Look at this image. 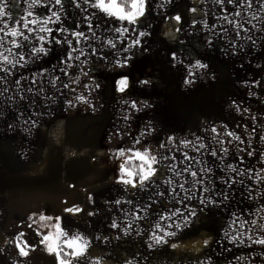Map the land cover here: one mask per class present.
<instances>
[{"label": "rangeland", "instance_id": "obj_1", "mask_svg": "<svg viewBox=\"0 0 264 264\" xmlns=\"http://www.w3.org/2000/svg\"><path fill=\"white\" fill-rule=\"evenodd\" d=\"M14 1L7 0V2ZM187 1L188 14L189 11L191 14L194 6L196 11L192 13L199 15L200 0ZM43 2H52V0H43ZM63 3L68 7H75L71 0H63ZM76 3L82 8L85 6L84 0H76ZM161 3L163 7L156 12L159 9L157 5ZM148 4L145 16L151 14L152 17L156 12L154 17H158V21L155 25L146 24L147 26L144 27V32L149 35L144 37V48L137 49L139 50L136 53L137 60L129 64L127 74L123 75L127 77L125 79L132 80L125 93L118 90V77L108 74V68L82 65L81 68L73 69L75 76L71 95L76 105L74 113L77 117L86 120L79 128L77 123L72 124L79 132V138L74 139L73 142L77 146L88 144L96 148L97 152L92 156L78 158H75L77 155H70L71 158L62 161L60 184L65 209L77 206L81 209L87 208L88 195L91 194L89 192H95L116 181L119 178L118 165L136 159L135 151L150 150L154 154L158 153L159 161H162L164 156L169 159L176 157L177 164L170 168H160V163L154 167L157 169V175L160 172L171 174L172 185L168 187L169 193L171 188L176 186L178 179L171 170L173 167L175 171L189 166L191 170L203 172L204 186L210 191H197L200 185L188 184L186 187L192 186L193 199L187 201L185 205L175 204V209L185 212V215H187L185 207L194 208L198 218H194L192 227L174 230L178 233L186 231L185 234H177L174 238L165 237L168 240L167 244L152 248L149 247L152 237L149 232H153V229L140 227L137 231L142 234L129 237L128 259L138 260L140 263L143 260V264H264V246L252 244L247 239L248 235L264 238V232H260L258 228L259 225L264 224L262 219L264 218V182L260 179V176H264V141L259 139L260 135H264V93L258 90L257 76L254 74L257 69H251L249 76L248 68L238 69V75H233L230 69L229 72L226 68L212 65L198 68L197 63H206L199 57L189 58L176 42L180 23L175 17L180 13L175 10L172 0L171 3H166L164 0L156 3L155 0V4L153 0H148ZM138 28L140 31L141 27ZM189 48L198 49L192 45ZM173 55L176 56L175 60L172 59ZM163 66L172 69L178 84V90L166 96L160 93L156 81L154 82L157 68ZM142 80H149L150 83L144 85L140 83ZM95 83H98L100 88H95ZM204 91L211 96L201 101L198 110L197 94ZM126 101L135 102L141 110L137 112L130 108ZM125 116H129L130 119L125 120ZM72 125H69L70 129H73ZM253 126L255 131L252 130ZM66 128L67 123L63 124V132ZM212 128H216L217 131L213 133ZM145 131L149 134L142 136L141 133ZM63 132L59 131L57 146L66 145L64 135L61 136ZM228 133L234 135L228 136ZM236 136H240L246 143L241 144ZM169 137L176 138L175 145L166 143ZM137 139L140 143H136ZM185 139L192 141L187 148L179 143ZM160 144H164V147L159 148ZM200 144H204L205 147L199 148ZM249 145L255 149L251 157L247 155V150H250ZM224 148L228 149L227 153H222ZM213 150L218 152L216 157L210 155ZM121 151L124 155L117 156L116 154ZM184 153L191 157L189 160L191 165L179 162L180 159H184ZM95 159L97 163H94ZM232 168H238L239 171L233 172ZM253 172L259 173L260 176L249 181L248 177ZM241 173L246 174L241 175ZM184 176L191 181L187 173ZM226 179L234 180L236 183L229 187L224 183ZM15 185H17L15 191L19 192L18 202L12 204V207L17 210L18 215L14 214L16 218L9 219L7 227L0 228V249L9 250L11 260L32 259L33 264H41L37 262L39 261L37 255L24 258L19 255V250L16 248L17 235L30 231L24 221V210L33 204L29 199L28 204L31 205L26 203L23 194L27 189L24 188L23 180L15 182ZM134 189L136 188L124 187L123 192L129 194ZM250 189H255L253 195L249 194ZM180 195L183 196L184 193L181 191ZM225 195L228 196L227 200L224 199ZM200 198L205 200L210 198L215 203L205 207L200 204ZM154 207L158 208L156 205ZM154 207L150 206L147 212L137 213L142 217L141 223L155 221ZM170 216L172 217L169 219L170 225L173 221L181 222L173 217L174 214ZM237 217L249 222L254 220L257 222V227L251 223L241 226L240 220L233 225L232 221ZM226 230L229 232L235 230L236 235L245 232L241 237L244 243L231 242L230 238L224 235ZM158 231L163 235L168 230ZM203 231H210L213 235L211 238L204 233L197 236ZM45 232L42 236L58 238L51 235L48 229ZM205 239L207 245L203 242ZM183 240L187 243L183 244ZM173 242L180 244H176L177 247L172 249ZM41 249L42 254L47 255L45 258L49 260L48 264H55L54 257L47 253L44 244Z\"/></svg>", "mask_w": 264, "mask_h": 264}, {"label": "crops", "instance_id": "obj_2", "mask_svg": "<svg viewBox=\"0 0 264 264\" xmlns=\"http://www.w3.org/2000/svg\"><path fill=\"white\" fill-rule=\"evenodd\" d=\"M153 1L155 4V0ZM41 2L47 4L48 9L37 6L29 8L32 0L31 2L29 0L7 2V16L0 18V29H3V25L7 23L12 28L19 26L23 31L21 17H27L30 20L47 19L51 16L52 11H56L60 16L59 22L53 18V23L48 25L53 30V36H60L58 27L65 29L63 35L70 39L72 38L70 33L83 31L86 38L76 45L78 50H82L83 55L79 61H68V64L73 67L67 69L69 75H64L59 71V66H62L61 62L65 59V52L61 46L48 44L49 54L47 56L39 54L33 56L28 54L33 45L35 49L44 45L34 37L29 42L23 41L21 37L19 43L26 47L12 49L16 54L14 57L16 66L2 65L8 68L10 74L5 78L4 74L0 73V93H3L0 94V228L7 227L9 219L16 218L14 214L18 215L12 204L18 202L19 192L15 191L17 186L15 182L22 179L24 188L27 189L23 194L27 200L25 202L27 205H31L28 204L29 199L33 204L24 210V221L29 230H35L38 234L44 235L45 230L48 229L51 235L58 237L57 239L62 245L77 234L86 237L91 241L89 248L91 255L79 261V264H92V261L96 259H100L101 264H125V260H129L127 255L129 237L142 234L137 231L140 230V227L153 229V232L158 235L161 233L158 231L159 229L176 230L174 227L169 228L168 217L174 214L175 208L171 196L167 193L163 197L158 195L165 191L166 187H169L166 186L165 181L171 180V174L160 172L153 178L152 185L143 189L136 188L129 194L123 192L124 186L118 184L116 180L111 185L104 186L95 192L90 191L87 208L81 209L77 206L65 209L60 184L62 173L60 165L63 160L71 158L70 155H77L75 158H78L92 156L97 152L96 148L88 144L77 146L73 142L74 139L79 138V132L72 137L71 142H68L66 138V130L63 132V124L77 123L79 128L86 121L85 118L77 117L74 113L76 105L71 95V91L74 89L75 73L73 69L81 68L82 65H95L100 68H108V74L116 75L118 80L127 78L123 75L127 74L129 64L137 60L136 53L139 52L138 48L133 50L134 55L121 50L122 44L126 47L132 43L134 34L124 31L126 27L131 29L132 26L125 21L100 13L90 4L83 8L64 5V8L61 9L53 2H43V0ZM157 2L159 0H156ZM172 3L181 17L176 42L189 58L199 57L208 66L232 70L233 75H238V69L248 68L250 71L247 75L251 76L249 74L252 72L251 69H257L254 74L257 76L258 90L264 93V8L259 6V3H264V0H259V2L252 0L250 9L245 0H238L235 7L227 3L218 4L216 0H200L199 15L193 14L192 11L191 14L190 11L188 14L187 0H172ZM160 10L161 8L156 12ZM29 11L33 12V16L28 17ZM236 12L241 15L236 16ZM154 14L152 17L151 14L148 17L144 16L136 26V32L144 31L146 24L148 26L155 25L158 17H154ZM254 14L258 19H252ZM17 21H20V25L17 24ZM89 24L93 25L91 29L88 28ZM139 26L141 27L140 31ZM117 29L119 31H116ZM244 29H248V31ZM237 32H240L239 36L236 35ZM25 34L28 33L25 32ZM3 35V31H0V37ZM44 35L45 40L53 38V36ZM138 38L144 41V37ZM11 39V37H4L6 48L12 47ZM252 39L256 40L255 45L252 44ZM209 40L212 41L211 44L208 43ZM109 41H112L116 47L112 48ZM190 45L198 49L192 50L189 48ZM0 51H4V49H0ZM69 51L71 50L69 49ZM77 54L72 53V55ZM5 55H9V53L5 51ZM125 55H131V59L124 61L123 67L119 63L114 65V60L122 61ZM20 56H24L25 59L20 60ZM101 57H105L103 62ZM11 58L13 57L10 56ZM22 64L26 66L21 67ZM57 77L59 79H56ZM17 80L19 83H15ZM64 84H67L68 87L65 88ZM26 119L29 120V123L32 120L36 121L31 134L25 131L27 125L24 124V121ZM59 131L63 132L61 136L64 135L66 145L57 146ZM177 162V158L159 161L160 168H170ZM179 162L191 165L189 160L180 159ZM94 163H97L96 159ZM208 163L209 161H207ZM116 200L120 201L119 205L115 203ZM143 206H148V209L150 206L154 207L155 221L141 223L130 214ZM41 216L52 219L41 220ZM173 217L175 218V216ZM112 221L120 226L119 229L110 227ZM156 221L157 223H155ZM163 221H165L164 224ZM128 223H131L133 227L131 235L125 236L123 228ZM57 225L66 234L65 236H58ZM153 232H149V234H153ZM185 232L178 233L176 231V235L185 234ZM202 233L213 235L210 231H203L197 236ZM98 236L101 237L100 240L95 239ZM117 236L120 238L117 239ZM183 242L187 241L183 240ZM42 245L43 243L38 246L35 252H30L29 256L36 257L37 255L39 257L37 262L48 264L49 260L45 258L47 255L42 254ZM2 250L0 251V264H33L32 259L11 260L9 250ZM130 261L132 264H143V260L141 263L134 259Z\"/></svg>", "mask_w": 264, "mask_h": 264}, {"label": "snow or ice", "instance_id": "obj_3", "mask_svg": "<svg viewBox=\"0 0 264 264\" xmlns=\"http://www.w3.org/2000/svg\"><path fill=\"white\" fill-rule=\"evenodd\" d=\"M52 2L54 3L55 6H58L59 8L63 9L64 8V3L63 0H52ZM72 3L75 4L76 7H81V5L79 3H76V0H71ZM164 2L166 3H171V0H164ZM216 2L218 4L224 5L225 3L227 4H232L234 5V7L238 4V0H216ZM259 2V0H258ZM245 3L247 5V7L250 9L252 7V0H245ZM84 4L85 5H91L92 8L97 9L100 13L106 14L109 17H114L117 20L120 21H125L127 22L128 25H131V29L129 28H125L124 31L125 32H131L134 34V37L132 38V43L128 46H123V44L121 45V50L124 53H132V55L135 54V52L133 51L136 48H144L143 45V41L141 39H139L138 37H146L147 35H149V33H146L144 31H140V32H136V26L140 23L141 19L146 15L149 4H148V0H130V8H126L125 6H121L117 3V0H84ZM33 6H37V7H43L45 9H48V5L47 4H42L41 0H32V4H29V8H32ZM259 6L261 8H264V3H259ZM8 7L7 4V0H0V18H4L7 16L6 13V8ZM158 8H162L163 7V3L158 4L157 5ZM193 12L196 11L195 8L192 9ZM236 16H240L241 13L236 12L235 13ZM33 16V12L29 11L28 12V17ZM53 18H55L56 22H59L60 20V16L56 11H52L51 16H49L47 19H28L27 17H21V21L22 23V28L23 31H21V28L15 27L12 28L10 27L9 24L5 23L3 25V29H0V31H3V37H0V49H4V51H0V73L4 74V77L6 78L10 73L8 71V68L3 67L2 65H10L12 67L16 66V60H15V53H13L12 49H20L21 47H26V45H22L21 43H19V38L22 37L23 41L25 42H29L33 39V37L38 40L42 45H44L43 47L39 48V49H35L34 45L32 50H30V52L28 54L30 55H43V56H47L49 54V50L47 48L48 44H54L57 46H61L64 49L65 52V59L64 61L61 62L62 66H59V71L61 73H63L64 75H69V73L67 72V69L70 67H73L72 65L68 64V61L71 60H76L79 61L81 55H83L82 50H78L76 45L80 44L82 40H84L85 37V33L83 31H76L74 33H70L71 35V39L67 36H64L63 33L65 32V29L63 28H59L58 27V31L60 33V36H53V30L48 27V25H50L51 23H53ZM175 19L179 22L181 21V17L180 16H176ZM252 19H258L257 16H255V14L253 15ZM17 24L20 25V21H17ZM29 25H32V27H29ZM37 25H39V27H36ZM93 27V25L89 24L88 28L91 29ZM237 27H239V25H237ZM253 27H255V25H253ZM245 31H248V29H244ZM116 31H119L118 29ZM25 32H27L28 34H25ZM47 34L49 36H53V38L51 40H45V35ZM95 35V34H93ZM237 36L240 35V32L236 33ZM4 37H11V45L12 47L10 48H6L5 47V41H4ZM252 44L255 45L256 44V40L252 39ZM209 44L212 43L211 40L208 41ZM109 44L112 48H115L116 45L112 42L109 41ZM69 49L71 51H69ZM5 51H7L9 53V55H5ZM72 53H78L77 55H72ZM93 55H95V53H92ZM10 56H12L13 58L10 59ZM20 60H24L25 57L24 56H20L19 57ZM101 61L103 62L105 57H101L100 58ZM131 59V55H125L123 57L122 61H115L114 60V65L116 63H119V65L121 67L124 66V61L130 60ZM173 60L176 59V56L173 55L172 57ZM26 65H21V67H25ZM198 68H207L208 65L206 64H201V63H197L196 65ZM85 75H87V73H84ZM56 79H59V77H57ZM15 83H19V80L15 81ZM33 83H35V81H33ZM140 83L144 84V85H148L150 83L149 80H142ZM190 83V81H189ZM64 87L67 88L68 85L64 84ZM95 88H100V85L98 83L94 84ZM128 87V80L127 79H121L118 81V90L121 93H125L126 89ZM30 90V89H29ZM3 94V93H0ZM9 99H11L9 97ZM21 99H23V97H21ZM82 99V98H81ZM126 104H128V106L132 109H135L137 112H139L141 109L137 106V104L135 102L132 103H128L127 101L125 102ZM144 107H150V105H144ZM95 110V109H94ZM245 111H247L245 109ZM125 120L130 119L129 116H125L124 117ZM253 119H255V117H253ZM24 124L27 125V128L25 129V131L28 134H31L33 127L36 125V121L32 120L31 123H29V120H25ZM9 127H11V125H9ZM253 131H255V127L253 126L252 128ZM211 131L213 133H215L217 130L216 128H212ZM148 131L142 132L141 135L142 136H146L148 135ZM233 133H228V136H233ZM250 139H251V134H249ZM238 141H240L241 144H245L246 142L244 140L241 139L240 136H236L235 137ZM199 139V138H198ZM259 139L261 141H264V135H260ZM175 141L176 138L175 137H169L166 143L169 144H174L175 145ZM136 143H140L139 139L136 140ZM180 144H182L185 148H187L189 146V144L192 143L191 140H183L179 142ZM221 143H224V141H221ZM164 144H160L159 148H163ZM205 145L204 144H200L199 148H204ZM249 149L247 150V155L249 157L253 156L255 153V149L252 148L249 145ZM241 151H245V149H241ZM228 149L224 148L222 150V153H227ZM117 156H123L124 153L118 152L116 154ZM211 156L216 157L218 155V152L213 150L210 153ZM134 157L138 160L141 161V164L134 169H129L125 166L124 163H120L118 165V170H119V178L117 179V183L121 184L122 186H124L125 188L127 187H131V188H140L143 189L147 186H150L154 183V177L157 175V169L154 167V165L159 163L158 160V153H152L150 150H145L144 152H140V151H135L134 152ZM163 159H169V157L164 156ZM171 159H176L175 157H172ZM184 159L185 160H190L191 157L188 156L187 153H184ZM257 159H259V156H257ZM173 170V174L174 176H176L177 179V183L175 187L171 188V192H168V187L165 188V191L158 193V195L160 196H165V194H169L172 198V202L174 204L178 203L181 205H185L187 201H191L193 199V194H192V188L191 187H186V185L191 184L192 186H196V185H200L201 187L197 189V191H203V192H209L210 189H208L205 185V180L203 178V172H197L195 170H191V168L189 166H185L183 169H181L180 171H175L174 167L171 169ZM233 172H238L239 169L238 168H232L231 169ZM187 173V176L191 177V181H189L187 179L186 176H184V174ZM246 173H241V175H245ZM260 176L259 173H255L253 172L252 175H250L248 177L249 181H252L254 177H258ZM182 178V179H181ZM260 179L262 182H264V176H260ZM225 184H227L229 187H232L236 181L234 180H225L224 181ZM241 183H243V181H241ZM166 186H171L172 185V180H167L165 181ZM179 190V191H178ZM183 192L184 195L181 196L180 192ZM255 192V189H250L249 190V194L253 195ZM224 199L227 200L228 196L225 195ZM200 204L204 205L205 207H207L209 204H214L215 201L211 200L210 198L208 200H205L204 198H200L199 200ZM115 203L117 205L120 204L119 200H116ZM69 211H71V209H69ZM76 211H79V209H76ZM147 212L148 211V206H143L142 208H137L135 209L133 212H131L130 214L134 216V218L136 220H140L142 219L141 216L136 215V213L138 212ZM185 211L187 213V215H185V212H181L179 211V209H175L174 208V215L176 217L177 220L181 221L179 223H174L173 225H169V228H175L176 230H183V229H187L193 226L194 224V218H198L197 217V212L194 208H187L185 207ZM201 211H203V209H201ZM41 220H45V219H52L51 217H44L41 216L40 217ZM168 219H172V217H168ZM264 219V218H262ZM237 220H240L239 217L236 218V220L232 221V224L235 225ZM247 223H251L254 227H257V222L256 221H247V220H240V224L241 226H243L244 224ZM110 227L113 229H119V225L115 222L112 221V223L110 224ZM133 225L131 223H128L126 227L123 228V235L128 236L131 235V229H132ZM159 227V226H158ZM259 231L260 232H264V224H261L258 226ZM57 233L58 236H65L66 234L59 228V225H57ZM225 237L226 238H230V241L233 243L236 242H240V243H244V241L241 239V237H243L245 235V232H240L239 235L235 234V230L233 232H229V231H225ZM176 236V231H165L163 235H158L156 234V232H153L152 237H151V243L149 244V247L152 248L154 246H159V245H163V244H167L168 240L165 239V237H169V238H174ZM117 239H119L120 237L117 236ZM96 240H100L101 237H96ZM247 239L250 240L252 242V244L255 245H261L264 246V238H258V237H253L252 235H248ZM204 244L207 245V240L205 239ZM41 243L44 244V248L47 251V253L49 255H52L54 257V261L55 264H79V261H81L82 259H84L85 257H89L91 255V253L89 252V248L91 245V241H89L86 237L84 236H80V235H75L73 237V239L68 240L65 244H61L57 238H54L52 236L49 235H45L43 236V239L41 241ZM172 248H176L177 245L175 243L171 244ZM16 248L19 250V255L21 257L24 258H28L30 252L35 251V249H33L30 244L28 243H16ZM65 248L68 249L67 251H65ZM0 251H3L2 249H0ZM92 264H101V260L100 259H96L94 261H92ZM125 264H132V261L130 260H125Z\"/></svg>", "mask_w": 264, "mask_h": 264}, {"label": "trees", "instance_id": "obj_4", "mask_svg": "<svg viewBox=\"0 0 264 264\" xmlns=\"http://www.w3.org/2000/svg\"><path fill=\"white\" fill-rule=\"evenodd\" d=\"M117 3L121 6H125L126 8H130V0H118ZM128 84L132 83L131 79H127ZM156 81L158 89L160 90V93L163 95H168L171 92H175L178 90V84L175 78L173 77V72L172 69L169 66H163L157 68L156 75L154 77V82ZM210 93L208 92H203L200 94H197V103H196V108L199 110L201 106V101L204 100V98H210ZM178 113V112H177ZM69 125L67 124L66 128V138L68 139V142H71L70 140L72 139L73 136H75L78 133V129L72 125L73 129L69 128ZM125 166L129 169H134L137 168L140 164V160H127L123 162ZM208 237L211 238L210 234H207ZM43 239V236L38 234L35 230H30L28 232L20 233L18 234L16 241L17 243H28L30 246L36 250L37 246L41 243ZM187 242H184L185 244ZM175 244H180V243H175ZM173 249V248H172ZM68 249L65 248V251Z\"/></svg>", "mask_w": 264, "mask_h": 264}]
</instances>
